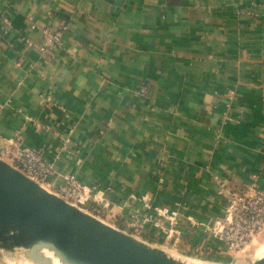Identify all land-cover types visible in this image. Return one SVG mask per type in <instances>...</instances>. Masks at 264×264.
Returning <instances> with one entry per match:
<instances>
[{
  "label": "crops",
  "instance_id": "crops-1",
  "mask_svg": "<svg viewBox=\"0 0 264 264\" xmlns=\"http://www.w3.org/2000/svg\"><path fill=\"white\" fill-rule=\"evenodd\" d=\"M15 133L52 164L45 188L73 174L106 223L242 264L208 227L224 189L264 187V0H0L5 161Z\"/></svg>",
  "mask_w": 264,
  "mask_h": 264
},
{
  "label": "water",
  "instance_id": "water-1",
  "mask_svg": "<svg viewBox=\"0 0 264 264\" xmlns=\"http://www.w3.org/2000/svg\"><path fill=\"white\" fill-rule=\"evenodd\" d=\"M16 249L34 264H52L42 249L63 264H195L106 223L0 157V253Z\"/></svg>",
  "mask_w": 264,
  "mask_h": 264
},
{
  "label": "built area",
  "instance_id": "built-area-1",
  "mask_svg": "<svg viewBox=\"0 0 264 264\" xmlns=\"http://www.w3.org/2000/svg\"><path fill=\"white\" fill-rule=\"evenodd\" d=\"M63 31L43 30L41 50H55L62 42ZM30 45V42H26ZM21 136L15 135L5 146L6 161L23 174L42 184L53 172L50 162H47L39 150L21 146ZM63 199L82 207V204L93 197V190L81 185L76 176L71 174L65 184L55 191ZM224 199V214L216 218L208 227L209 234L221 242L223 248L231 252H239L252 242L264 229V187L253 183L246 191L230 188L221 193ZM133 225L141 228L151 218L143 216L138 210L132 215ZM155 226L157 221H153Z\"/></svg>",
  "mask_w": 264,
  "mask_h": 264
},
{
  "label": "rangeland",
  "instance_id": "rangeland-1",
  "mask_svg": "<svg viewBox=\"0 0 264 264\" xmlns=\"http://www.w3.org/2000/svg\"><path fill=\"white\" fill-rule=\"evenodd\" d=\"M81 207V206H80ZM82 208V207H81ZM84 209V208H83ZM147 243V242H146ZM152 246H155L151 243H148ZM158 247V246H155ZM164 251H166L167 253H169L170 255L176 257L177 259H182L185 260L187 262H192L195 264H219L217 262H213L212 260H207L204 258H201L199 256H189V255H184V254H180L179 252L175 251V250H171V249H167L164 247H158ZM42 254L43 256L47 257L48 259H50V261L52 262V264H63L61 263L57 258H55L54 256H52L51 254L47 253L44 249H42ZM0 259H5L7 260V263L9 264H34L31 261H29L28 259H26L22 252L20 251V249H16L12 252H2L0 253ZM239 255V258H244L245 260H243L241 263L242 264H253V262L255 260H257L258 258L264 256V229L258 234V236H256L252 242H250L249 244H247V246L244 248L243 251H240V253H237ZM187 259V260H186ZM193 259V260H192ZM199 261V262H198ZM232 264H240L238 261Z\"/></svg>",
  "mask_w": 264,
  "mask_h": 264
},
{
  "label": "bare ground",
  "instance_id": "bare-ground-1",
  "mask_svg": "<svg viewBox=\"0 0 264 264\" xmlns=\"http://www.w3.org/2000/svg\"><path fill=\"white\" fill-rule=\"evenodd\" d=\"M47 253L51 254L52 256H54L55 258H57L53 253L52 251L48 250V249H44ZM42 252V250H41ZM43 253V252H42ZM45 257V256H44ZM58 259V258H57ZM187 260V259H186ZM193 260V259H192ZM199 262V261H198Z\"/></svg>",
  "mask_w": 264,
  "mask_h": 264
}]
</instances>
